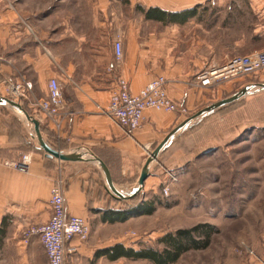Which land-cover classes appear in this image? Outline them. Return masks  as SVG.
Here are the masks:
<instances>
[{
	"label": "crops",
	"instance_id": "0c3cea01",
	"mask_svg": "<svg viewBox=\"0 0 264 264\" xmlns=\"http://www.w3.org/2000/svg\"><path fill=\"white\" fill-rule=\"evenodd\" d=\"M137 6L168 12L195 6H200L198 13L201 8L207 10L201 19L165 26L145 20ZM205 18H210L208 27H203ZM193 20L199 35L194 38V59L188 62L186 31L182 28ZM116 38L121 39L123 48L119 65L113 55ZM263 50L264 0H0V97L18 103L33 118V102L46 98L48 81L55 78L67 116L58 132L49 120L33 118L44 141L64 153L99 158L108 167L115 187L124 193L135 189L148 154L186 119L177 113L147 110L140 128L126 134L104 112L118 78L125 80L129 92L135 95L162 76L168 96L190 114L251 84L246 96L225 107L238 106L235 116L250 118L264 113V89L255 86L264 84V70L252 78L240 76L213 88L191 87L188 83L210 64ZM7 81L30 82L28 98L11 99ZM208 116L178 133L160 153L138 194L142 200L164 198L161 190L168 183V173L172 171L177 177L182 164L190 161L186 154L193 147L195 134L208 125L203 124ZM235 116L228 115L227 119ZM249 127L256 126L249 123L243 128ZM211 145L206 143L201 150L207 151ZM21 156L26 157L25 171L5 165ZM58 178L64 182L67 213L86 219L90 229L87 241L74 238L66 245L73 250L66 253L65 264H153L148 260L112 261L106 255L94 256L117 244L133 250L150 247L161 251L167 249L161 240L168 234L200 224L216 229L209 244L182 253L173 264H264V218L244 221L242 226L235 220L224 221L223 228L209 212L212 205L203 213L197 209L199 204L163 203L150 216L103 223L104 210L121 206L108 191L96 163L46 158L38 151L32 125L18 110L1 104L0 264H47L39 237L30 236L25 241L22 233L49 220L50 190ZM195 238L202 239L198 235Z\"/></svg>",
	"mask_w": 264,
	"mask_h": 264
},
{
	"label": "rangeland",
	"instance_id": "374dc122",
	"mask_svg": "<svg viewBox=\"0 0 264 264\" xmlns=\"http://www.w3.org/2000/svg\"><path fill=\"white\" fill-rule=\"evenodd\" d=\"M203 24V27H208L210 18H205ZM195 25L193 20L190 25L182 28L186 31L188 62L194 59V38L199 35V30ZM172 39L168 38V40ZM256 73L243 77L252 78L256 76L254 75ZM218 101L220 100H214L206 107ZM237 107L230 106L228 109L224 107L223 110H218L205 118L206 121L203 124L208 125L201 128L202 133L195 134L192 140L193 147H190L186 154L190 161L182 164L183 166L178 169L177 181L169 184V195L159 199L162 203L191 206L199 204L197 209L203 213L206 206L212 205L213 210L210 208L209 212H213L211 214L216 217L214 222L223 228L226 226L223 224L224 221L235 220L238 226H242L244 221L252 223L257 222L259 218H264V127H261L264 124V113L250 118L235 116ZM194 114L187 111L183 117L189 119ZM228 115H234L235 118L228 120ZM219 118L225 122L222 123ZM249 123L256 127L243 128ZM206 143L212 144L211 149L202 151ZM124 194L129 195L130 193ZM254 230L257 232V226ZM217 232L220 234L221 229L217 228Z\"/></svg>",
	"mask_w": 264,
	"mask_h": 264
},
{
	"label": "built area",
	"instance_id": "2783aa9c",
	"mask_svg": "<svg viewBox=\"0 0 264 264\" xmlns=\"http://www.w3.org/2000/svg\"><path fill=\"white\" fill-rule=\"evenodd\" d=\"M113 55L116 65H119L122 57V41L116 38L113 42ZM264 69V50L248 56H237L227 60L221 65H210L193 77L189 85L199 88H208L228 82L234 78L256 73ZM7 90L13 100L27 99L32 90L30 82L14 83L7 81ZM166 80L157 77L145 85L137 94L133 95L128 90V84L122 78H118L117 86L109 98L104 112L114 120L126 134H132L138 130L144 118V112L152 110L166 114L178 113L186 115V109L174 102L165 90ZM34 117L40 116L49 120L55 129L59 131L64 113V100L59 82L52 78L47 84V96L45 99L35 100ZM33 117V118H34ZM7 166L19 171L27 169L26 157L21 156L17 162H7ZM168 183L162 188L163 196L169 195V184L177 181L175 174L168 173ZM64 182L58 178L53 184L49 195L50 217L49 220L37 227H31L23 231L25 241L30 236H38L43 251L47 258V264H65V255L73 249L66 245L77 238L81 242L87 241L90 229L86 219L69 215L64 203ZM248 264V263H243Z\"/></svg>",
	"mask_w": 264,
	"mask_h": 264
},
{
	"label": "trees",
	"instance_id": "16d2710c",
	"mask_svg": "<svg viewBox=\"0 0 264 264\" xmlns=\"http://www.w3.org/2000/svg\"><path fill=\"white\" fill-rule=\"evenodd\" d=\"M199 7L195 6L179 12H168L156 7L145 9L142 6H137L136 9L143 14L145 20L154 21L166 26L183 25L194 18L201 19L206 10L201 8L198 13L197 9ZM38 151L40 150L38 149ZM113 199L121 207L118 209L104 210L101 214V221L103 223H124L131 218L150 216L158 206L163 205L159 198L142 200L141 195L136 196L129 202H123L117 198ZM215 232V227L200 224L191 229L177 230L173 234H168L165 239L161 240V242L165 243L167 249L161 251L150 247L133 250L117 244L108 249L97 251L94 257L98 258L106 255L112 261L124 258L128 260H148L153 264H173L179 259L182 253L190 249H204L209 244L210 237ZM195 235L202 237V239L197 240Z\"/></svg>",
	"mask_w": 264,
	"mask_h": 264
},
{
	"label": "water",
	"instance_id": "95a60500",
	"mask_svg": "<svg viewBox=\"0 0 264 264\" xmlns=\"http://www.w3.org/2000/svg\"><path fill=\"white\" fill-rule=\"evenodd\" d=\"M255 86H257L258 88L264 89V84L255 85ZM251 89H252V86L250 85L249 87L241 90L240 92L210 105L209 107H207V108L199 111L198 113H196L191 118L186 119L183 123H181L175 129H173L164 138V140L160 144H158L152 150V152L149 154V156L147 157V159H146V161H145V163L141 169V172H140V175L138 177L135 189L129 195H125L124 192L118 190L115 187V185L112 181V177L110 175L108 167L99 158L91 155L89 158L90 160H89L88 158H84V155L80 154V153H75V152L64 153L62 151H59V150L52 148L51 146H49L44 141V139L41 135V132H40V126H39L38 121L33 119L32 117H30L24 110H22L18 103L14 102L12 100H8L6 98L0 97V104L3 106L11 107L12 109L18 110V112H20V114L22 116H24L26 118V120L32 125V127L34 129V135H35L36 141L38 143V149L43 152V154L46 158L53 160L54 162L60 161V162H85V163H87V162L91 161V162L96 163V165L102 171V174L104 176V180H105L106 187H107L108 191L118 200L130 201V200L134 199L143 190L144 182L146 181V179L149 176L150 167L157 160L160 153L163 152L169 146V144L172 142L173 138L178 133L182 132L183 130H185L187 128H190L191 126H193L195 123V120H199V119H201L207 115H210V114L234 103L235 101L239 100L240 98L246 96Z\"/></svg>",
	"mask_w": 264,
	"mask_h": 264
}]
</instances>
